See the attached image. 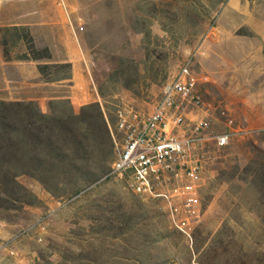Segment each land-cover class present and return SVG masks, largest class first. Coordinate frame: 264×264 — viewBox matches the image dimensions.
I'll return each mask as SVG.
<instances>
[{"label":"rangeland","instance_id":"obj_1","mask_svg":"<svg viewBox=\"0 0 264 264\" xmlns=\"http://www.w3.org/2000/svg\"><path fill=\"white\" fill-rule=\"evenodd\" d=\"M254 25L264 32V0H0V101L35 102L47 115L99 104L113 126L117 107L149 109L192 60L205 102L226 105L254 130L223 150L204 149L202 180L188 190L173 182L177 196L168 200L141 198L110 176L114 145L113 160L103 152L100 168L72 184L19 177L35 201L0 210V224L20 223L0 247V264H60L91 250L96 264H231L264 255V128L254 125L264 83L251 62L264 47L248 32ZM13 27L52 59L23 61L26 43L3 32ZM66 64L72 70L54 75L53 66ZM74 64L96 101L70 98ZM40 66H50L49 78H72L47 82ZM209 114L217 134V114Z\"/></svg>","mask_w":264,"mask_h":264},{"label":"built area","instance_id":"obj_2","mask_svg":"<svg viewBox=\"0 0 264 264\" xmlns=\"http://www.w3.org/2000/svg\"><path fill=\"white\" fill-rule=\"evenodd\" d=\"M203 95L195 64L189 60L163 85L149 109L127 103L117 107L110 125L115 154L110 176L146 199L177 196L171 185L178 180L186 190L193 188L202 180L204 149L214 145L223 150L254 132L239 125L226 105L207 103ZM199 108L207 116L192 119L190 114ZM210 111L217 114V134L212 132Z\"/></svg>","mask_w":264,"mask_h":264},{"label":"trees","instance_id":"obj_3","mask_svg":"<svg viewBox=\"0 0 264 264\" xmlns=\"http://www.w3.org/2000/svg\"><path fill=\"white\" fill-rule=\"evenodd\" d=\"M27 45L28 54L23 61L42 62L52 59L48 49L37 50L31 36L19 35L25 29L9 28ZM6 45L4 41L3 46ZM50 66H40L39 73L47 82L71 79L49 78ZM54 75L72 70L69 64L53 66ZM78 111V112H77ZM71 112L51 115L43 113L35 102L0 101V210L15 208L13 203L34 204L35 198L18 183L26 176L44 187L49 184H72L85 172L101 165L103 152L113 160V140L110 123L99 104H90ZM96 185V184H95ZM86 188V187H85ZM84 188L76 194H81ZM11 201V202H10ZM238 255L231 264H264V255ZM96 252L77 256H63L60 264H96Z\"/></svg>","mask_w":264,"mask_h":264},{"label":"crops","instance_id":"obj_4","mask_svg":"<svg viewBox=\"0 0 264 264\" xmlns=\"http://www.w3.org/2000/svg\"><path fill=\"white\" fill-rule=\"evenodd\" d=\"M257 27L256 25H254V27L248 26V32L258 37L257 40L264 47V32L259 31ZM262 29H264V27ZM243 39H247V37H244ZM256 53L257 51L254 52L252 56H254ZM258 53H260V56L256 54L255 58L251 61L255 66H258V68L255 67V69H253V74L262 79V83H264V54H262L261 49L258 51ZM249 67H251V65H249ZM71 81L72 83L74 81L76 83L71 85L72 91L70 92V98L76 100L79 105L96 101L93 94L88 93L87 90H82V88L84 89L87 86V83L81 81L80 65H73V80ZM257 99L256 112H254V115L256 116L254 125L255 127L264 128V84L260 85ZM19 226L20 223H14L11 225L0 224V247L2 246V243L11 240ZM2 249L3 248L0 249V252H3Z\"/></svg>","mask_w":264,"mask_h":264}]
</instances>
